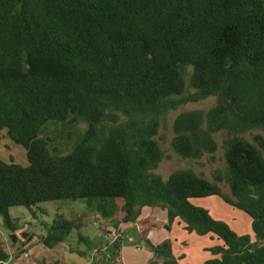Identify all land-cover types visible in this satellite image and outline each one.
I'll use <instances>...</instances> for the list:
<instances>
[{
  "label": "trees",
  "instance_id": "trees-1",
  "mask_svg": "<svg viewBox=\"0 0 264 264\" xmlns=\"http://www.w3.org/2000/svg\"><path fill=\"white\" fill-rule=\"evenodd\" d=\"M210 97L218 102L208 111L175 118L172 148L184 160L214 161L215 135L225 132L232 199L191 169L166 180L156 173L166 115ZM69 118L88 129L70 153L54 156L42 129ZM251 129L264 131V0H0V131L28 161L0 160V216L13 242L11 208L34 215L43 204L84 200L105 218L121 210L124 222L159 207L168 218L160 228L180 217L216 236L223 245L203 264H264V137H242ZM209 197L248 215L255 241L191 203ZM75 229L58 216L42 243L59 248ZM170 246L151 248L173 264ZM121 254L118 241L111 263L123 264ZM8 260L0 243V263Z\"/></svg>",
  "mask_w": 264,
  "mask_h": 264
},
{
  "label": "rangeland",
  "instance_id": "rangeland-1",
  "mask_svg": "<svg viewBox=\"0 0 264 264\" xmlns=\"http://www.w3.org/2000/svg\"><path fill=\"white\" fill-rule=\"evenodd\" d=\"M217 102V98L210 97L200 102L186 103L166 115L159 133V143L165 153V159L160 163L156 173L166 180L177 170L191 169L205 179L218 184L223 194L232 199L227 182V166L224 161V140L227 136L225 132L215 135L219 149L213 156L214 161H210L209 156L199 161L184 160L172 148L175 118L185 111L206 112ZM87 129L86 121L69 118V121L65 123H47L42 129L41 137L48 140L52 155H67L81 141ZM4 132L7 131L4 130ZM257 135L264 137V131L251 129L243 133L242 137L253 142ZM0 160L4 162L12 160L23 167L28 166L25 149L11 141L6 134H0ZM216 172L223 179L220 183L214 178ZM191 203L208 211L214 220L226 223L239 237L248 236L253 242L255 241L251 218L227 204L220 197L196 199ZM122 205L123 201H120V206ZM153 208L144 207L136 220L124 222V214L121 210L114 216L105 218L95 206H88L84 200L43 204L34 209V215L24 208L13 207L10 209V214L14 219L19 220L18 230L15 232L17 240L12 241L10 238L12 232L5 226L0 216V243L5 244L9 256L8 264L17 263L21 252H26L22 254L20 260L22 259L23 263V260L27 259V264H48L52 258L56 259L58 264H94V253L100 250L103 254L102 264L105 259H107L106 264H112L110 261L112 250L118 241L122 248L123 264H165V260L159 258L151 248L165 242L171 245L170 258L173 264H203L213 257L211 249L223 245L214 235H199L196 231L189 230L180 217H177L169 228H160L161 223L168 222L166 212L162 213L160 211H163L162 208L153 211L155 209ZM58 216L74 221L76 229L59 248L49 249L43 245L42 238L46 236L49 226ZM144 220L145 223H140ZM137 221L140 227H136Z\"/></svg>",
  "mask_w": 264,
  "mask_h": 264
},
{
  "label": "crops",
  "instance_id": "crops-1",
  "mask_svg": "<svg viewBox=\"0 0 264 264\" xmlns=\"http://www.w3.org/2000/svg\"><path fill=\"white\" fill-rule=\"evenodd\" d=\"M1 133L0 134H6L7 135V132H4V130H2V131H0ZM8 137V136H7ZM4 142H6V141H4ZM3 161V160H2ZM209 198H213V197H209ZM155 208V209H154ZM153 209V211H155L156 209H161V208H159V207H154ZM26 210V209H25ZM162 213H164V212H166L165 210H160ZM166 215H167V213H166ZM154 218H156V217H154ZM140 222V221H139ZM149 224H150V222L149 221H147ZM161 222H163V221H161ZM140 223H145V220L144 221H142V222H140ZM163 223H165V222H163ZM139 223H138V221H137V223L135 224L136 225V227H140L139 225H138ZM131 240H133L132 238H131ZM7 253V252H6ZM8 254V253H7ZM23 256V255H22ZM53 259V258H52ZM19 261L17 262V263H15V264H27V259H24L23 260V263H22V259L20 260V259H18ZM9 261V260H8ZM6 262V263H0V264H8L9 262Z\"/></svg>",
  "mask_w": 264,
  "mask_h": 264
},
{
  "label": "built area",
  "instance_id": "built-area-1",
  "mask_svg": "<svg viewBox=\"0 0 264 264\" xmlns=\"http://www.w3.org/2000/svg\"><path fill=\"white\" fill-rule=\"evenodd\" d=\"M132 241V240H131Z\"/></svg>",
  "mask_w": 264,
  "mask_h": 264
}]
</instances>
